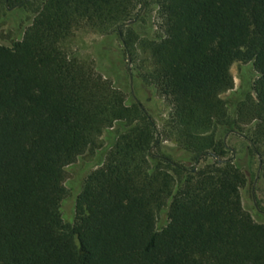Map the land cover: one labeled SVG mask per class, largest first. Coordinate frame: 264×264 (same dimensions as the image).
I'll use <instances>...</instances> for the list:
<instances>
[{"label":"trees","instance_id":"1","mask_svg":"<svg viewBox=\"0 0 264 264\" xmlns=\"http://www.w3.org/2000/svg\"><path fill=\"white\" fill-rule=\"evenodd\" d=\"M144 7L157 37L133 29ZM81 29L148 54L135 68L168 102L160 128L69 52ZM237 62L258 77L231 112L221 95ZM118 127L65 222L66 167ZM221 130L250 141L264 177V0H43L22 37L0 44V264H264V224L243 206L247 177ZM164 140L198 167L156 152Z\"/></svg>","mask_w":264,"mask_h":264},{"label":"rangeland","instance_id":"2","mask_svg":"<svg viewBox=\"0 0 264 264\" xmlns=\"http://www.w3.org/2000/svg\"><path fill=\"white\" fill-rule=\"evenodd\" d=\"M43 0H31L24 6L7 5L5 8L0 3V44L10 46L14 41L22 37L24 29L30 24L33 14L40 8ZM133 29L141 37H157L160 35L159 17L155 9L144 7L142 17L135 21ZM122 34H125L123 32ZM69 52L95 68L97 73L110 80L113 85L122 90L128 101L137 102L145 112L154 120L160 128L168 117L170 107L164 97L158 95L155 90L146 85L138 72L136 65L146 68L148 66V54L138 49L136 56L128 61L127 49L121 42L117 33L109 35L100 34L91 29H81L67 43ZM112 54L119 58L114 67ZM121 70V71H120ZM234 77V88L225 92L221 97L227 102L229 110L234 111L238 101L247 93H253V84L258 77L252 63H234L231 67ZM250 126H245L248 129ZM121 128H113L104 132L100 138V147L87 151L74 163L66 167L64 186L67 196L63 200L61 209L65 222H73L75 216L76 198L82 190L84 181L89 173L100 167L114 142L116 133ZM220 138L227 147L226 158L237 163L246 174V184L241 188V196L244 208L252 215L253 219L264 224V177L260 169V157L254 150L250 141L236 131L221 130ZM264 150V146H263ZM155 151L171 157L187 167H198V164L189 162L188 155L178 149L171 140L160 142Z\"/></svg>","mask_w":264,"mask_h":264},{"label":"water","instance_id":"3","mask_svg":"<svg viewBox=\"0 0 264 264\" xmlns=\"http://www.w3.org/2000/svg\"><path fill=\"white\" fill-rule=\"evenodd\" d=\"M131 23H133V21H128V22L124 23L123 25H124V26H127V25H130ZM127 54H128V61H129V64H130L129 53L127 52ZM217 159L220 160V158H218V157H217Z\"/></svg>","mask_w":264,"mask_h":264}]
</instances>
